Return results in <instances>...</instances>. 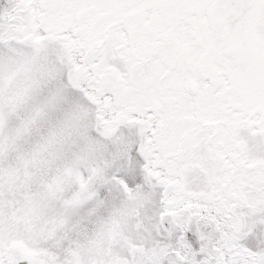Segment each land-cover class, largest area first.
<instances>
[{
    "label": "snow or ice",
    "instance_id": "snow-or-ice-1",
    "mask_svg": "<svg viewBox=\"0 0 264 264\" xmlns=\"http://www.w3.org/2000/svg\"><path fill=\"white\" fill-rule=\"evenodd\" d=\"M0 264H264V0H0Z\"/></svg>",
    "mask_w": 264,
    "mask_h": 264
}]
</instances>
